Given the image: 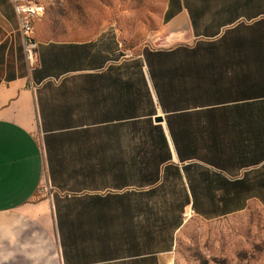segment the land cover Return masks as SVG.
Instances as JSON below:
<instances>
[{"label": "crops", "instance_id": "crops-1", "mask_svg": "<svg viewBox=\"0 0 264 264\" xmlns=\"http://www.w3.org/2000/svg\"><path fill=\"white\" fill-rule=\"evenodd\" d=\"M165 14L149 43L40 38L30 67L0 0V264H184L194 219L264 228V0Z\"/></svg>", "mask_w": 264, "mask_h": 264}, {"label": "rangeland", "instance_id": "rangeland-1", "mask_svg": "<svg viewBox=\"0 0 264 264\" xmlns=\"http://www.w3.org/2000/svg\"><path fill=\"white\" fill-rule=\"evenodd\" d=\"M169 0H46L35 36L82 39L103 26H121L131 42L149 43L163 25ZM184 264H264V228L253 211L227 221L194 219L183 231Z\"/></svg>", "mask_w": 264, "mask_h": 264}, {"label": "built area", "instance_id": "built-area-1", "mask_svg": "<svg viewBox=\"0 0 264 264\" xmlns=\"http://www.w3.org/2000/svg\"><path fill=\"white\" fill-rule=\"evenodd\" d=\"M19 17L23 47L30 67L37 63L38 41L35 36L36 21L45 14L46 0H11Z\"/></svg>", "mask_w": 264, "mask_h": 264}, {"label": "trees", "instance_id": "trees-1", "mask_svg": "<svg viewBox=\"0 0 264 264\" xmlns=\"http://www.w3.org/2000/svg\"><path fill=\"white\" fill-rule=\"evenodd\" d=\"M152 132V131H151ZM181 148H184V145H179L178 146V150L181 152ZM152 152V151H151ZM159 153L161 154L162 151H159ZM196 154V153H194ZM203 212V213H202ZM220 211H199V213L201 214H217ZM223 212V211H222ZM145 223H147L146 229H150L152 227L148 226V224H155V230L158 228H163V225H160L159 223H169L172 224L174 222L178 221V213L176 211H156V210H147L145 211ZM153 229V228H152ZM120 232L119 227H115V232Z\"/></svg>", "mask_w": 264, "mask_h": 264}, {"label": "water", "instance_id": "water-1", "mask_svg": "<svg viewBox=\"0 0 264 264\" xmlns=\"http://www.w3.org/2000/svg\"><path fill=\"white\" fill-rule=\"evenodd\" d=\"M162 119H157V121H161Z\"/></svg>", "mask_w": 264, "mask_h": 264}]
</instances>
